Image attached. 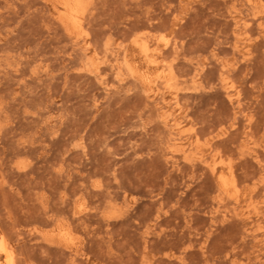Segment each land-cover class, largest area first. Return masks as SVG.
Returning a JSON list of instances; mask_svg holds the SVG:
<instances>
[{"label":"rangeland","instance_id":"rangeland-1","mask_svg":"<svg viewBox=\"0 0 264 264\" xmlns=\"http://www.w3.org/2000/svg\"><path fill=\"white\" fill-rule=\"evenodd\" d=\"M248 1L0 0V264H264Z\"/></svg>","mask_w":264,"mask_h":264},{"label":"bare ground","instance_id":"bare-ground-1","mask_svg":"<svg viewBox=\"0 0 264 264\" xmlns=\"http://www.w3.org/2000/svg\"><path fill=\"white\" fill-rule=\"evenodd\" d=\"M249 2V4H251V5H253L254 3H253V1L252 0H249L248 1ZM255 5V4H254ZM79 7H80V0H62V3H61V12L63 13V16H64V18H65V20L69 23V25H71L74 29H76L77 31H79V32H82V30H83V27H82V23H81V16L83 15L82 13H84L83 11H82V13H81V11L79 10ZM256 7V6H255ZM60 8V7H59ZM79 11H80V13H81V15H80V13H79ZM62 16V17H63ZM147 53V52H146ZM239 92V91H238ZM228 95H229V97H230V99L232 100L233 98H234V96H235V94L233 93V88L231 89V91L229 90V93H228ZM240 97V96H239ZM167 117H170L169 115H167ZM191 145V144H190ZM186 153V152H185ZM199 159L202 161V162H204V163H206L207 164V166L210 168V169H212L213 171H215L216 170V164L217 163H215V162H211V163H209L208 161H207V159H205V157L202 155V156H200L199 157ZM256 159L259 161V163H262L261 162V160H260V157L259 156H257L256 157ZM228 167L230 166V165H227ZM227 167V168H228ZM227 168H226V170H227ZM233 170H234V168H232V167H229V175H230V177H231V181L234 179V172H233ZM222 174V173H221ZM229 175H228V177H229ZM227 177V176H226ZM226 177H222V180H223V184L225 185V186H227L228 187V181L229 180H227V178ZM229 179V178H228ZM231 184V183H230ZM229 191H230V189H229ZM241 214V213H240ZM240 214H237V216H240ZM225 217H227V215H225ZM247 218V217H246ZM248 219V218H247ZM256 219V218H255ZM259 219V218H258ZM252 220V219H251ZM257 220V219H256ZM258 221V220H257ZM259 222H260V220H259ZM252 223H253V221H252ZM261 223V222H260ZM258 224L257 223V230H262L263 228H262V225L261 224ZM256 224V223H255ZM254 224V225H255ZM251 225V224H250ZM252 226H253V224H252ZM256 228V226L254 227V229ZM264 231V230H263ZM262 231V232H263ZM261 232V231H260ZM264 235V234H263Z\"/></svg>","mask_w":264,"mask_h":264}]
</instances>
